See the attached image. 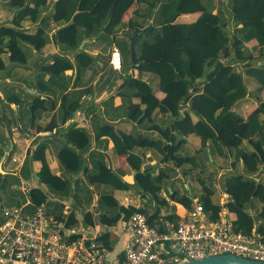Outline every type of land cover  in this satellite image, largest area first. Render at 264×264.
<instances>
[{
	"label": "trees",
	"instance_id": "trees-1",
	"mask_svg": "<svg viewBox=\"0 0 264 264\" xmlns=\"http://www.w3.org/2000/svg\"><path fill=\"white\" fill-rule=\"evenodd\" d=\"M118 1L2 0L3 7L5 2L12 14L7 22H0V70L7 69L4 55L8 63L14 64V69L26 66L30 51H40L49 42L62 50L52 55L51 62L47 58L34 62L38 73L31 87L37 94L22 90V97L13 89L7 93V103L26 104L25 111L18 114L21 120L27 117L26 127H34L37 120L46 115L49 121L36 126L37 131H61L60 127L81 108L82 98L91 89V85L74 84L72 76L66 74L75 65L79 74L88 68L82 66L76 56L75 62L72 61L67 52L78 51L85 39L106 41L104 51L113 43L117 44L123 54L120 89L129 95L123 97L118 116L146 123L159 137L127 134L110 122L94 125L92 135L86 127L74 124L63 129L65 140L56 151L62 167L71 174L83 171L89 184L103 183L127 189L129 184L110 170L102 154L89 152L98 158L93 170L84 166V154L90 151L94 141L109 136L114 141L116 155L128 154L127 161L135 170L136 182L160 204H166L167 199L159 197V192L170 180L171 168L162 167L153 175L151 166L147 165L141 171L145 155L132 151L136 147L156 150L162 163L172 162L181 168L189 165L186 173L199 168L193 178L200 187V194L194 196L176 190L170 198L186 208L198 200L209 217L216 220L222 206L212 199L214 177L203 175L198 155V151L210 146L211 153L216 150L220 156L231 155L230 161L220 164V168H231L224 176L222 188L228 195L224 204L235 229L251 234L255 220L256 233L264 243V0H230L226 13L220 6L214 12L217 5L209 9L205 0H135L138 6L127 22L122 21V12L115 9ZM27 19L30 26L25 24ZM72 20L74 22L69 24ZM255 51L258 54L253 55ZM93 59L96 61L95 57ZM133 68H138L139 75L129 73ZM145 71L157 76L155 88L143 77ZM113 82L116 83V79ZM244 99H250L253 107L242 115L234 108ZM110 102V98L104 100V106ZM86 109L93 112L95 124L100 116L94 113L92 106ZM159 117H169V120L161 123ZM189 135L196 136L200 146L196 154L182 155L179 151ZM48 147V142L43 141L28 149L21 169L23 176H31L30 162L38 160L41 162L36 173L39 183L52 193L68 196L71 180L51 168ZM8 180L4 178V187ZM146 181L149 182L147 188ZM40 184L30 189L31 203L26 207L29 211L49 202L50 193ZM99 201L109 209L100 214V221L106 224L118 222L120 212L124 219L134 212H142L149 224L158 226L161 231H165L166 219L179 220L175 213L162 215L158 206L151 211L146 207L120 205L109 190L101 192ZM55 215L66 219L68 226L71 224L73 214L68 219L63 212ZM85 216L92 213L88 211ZM96 239L107 249L111 248L109 234Z\"/></svg>",
	"mask_w": 264,
	"mask_h": 264
},
{
	"label": "crops",
	"instance_id": "crops-1",
	"mask_svg": "<svg viewBox=\"0 0 264 264\" xmlns=\"http://www.w3.org/2000/svg\"><path fill=\"white\" fill-rule=\"evenodd\" d=\"M1 1L2 0H0V22H7L8 19H10L12 12L5 6V2L3 7ZM137 6L138 5L135 0H119L115 5V9L122 12V21L127 22ZM217 9L218 6H216L214 12H216ZM25 24L26 26L31 25L28 19ZM105 44L106 41L101 39H85L82 41L78 51L67 52L72 61L75 62L76 56L79 63L88 68L84 73L82 72L79 74V69L75 65L74 69L67 70L66 74L72 76L74 84L79 82L85 87L87 85H91V89L90 93L84 95L82 98L81 108L76 110L73 117L69 118L66 123L60 127L61 131L59 132L56 130L52 132L37 131L36 126L39 124L45 125L49 121L50 117L46 115L39 118L34 127H26L25 124H28L27 117L23 116L22 121L21 117L18 115L21 111H25L27 107L26 104L23 106L14 103L8 104L6 96L8 92L10 93V91L14 89L16 93L24 97V95L18 91L17 87L23 88V91L28 93L32 92L26 91L25 88L33 90L35 93L32 94H37L36 89L31 87L35 82L36 75L38 73L34 62L39 58H47L48 61L51 62L53 60V54L62 52L60 46L53 42H49L40 51L31 50L29 63L24 67L18 66L14 69H12L14 64L8 63L7 57L4 55V59L7 61L8 65L6 70H0V216H4L2 210L5 205L22 206L29 201L31 203L29 193L26 194L22 190L21 186L20 190L22 195L20 196H18L19 192L16 193L11 191L12 187H4V178L6 177L8 179V175L29 180L34 177V171L37 173L41 167V162L38 160L30 162L32 177H24L21 171L27 156V151L29 148H35L40 142L47 141L49 144L47 158L51 164V168L58 174L64 175L71 180L72 189L70 194L68 196H60L52 193L47 186L40 184L39 180L35 181L32 179L30 181L26 180V182L30 183L32 187L33 185L40 184L44 190L50 193L49 202L45 204V206L47 211L51 214L63 212L66 214L67 219L70 214H73V216H71V224H69L68 228L75 232L76 235L97 240V237L105 233L109 234L111 248L107 249L106 261L108 264H119L124 260L125 248L127 245V234L121 226L124 216L123 213L120 212L119 220L114 224H106L100 221V214L109 211V209H107L106 206L99 201L101 192L109 190V192H111L118 200L119 204L123 206H135L140 208L146 207L150 208L151 211L158 206L162 215L165 216L175 213L178 216V214H181L186 210V207L179 202L173 201L170 198V194L176 190L180 193H184L181 182L186 181L189 174L192 175L193 173H196L199 168L186 173L190 167L189 165H184L183 169L181 167L174 166L172 162L162 163L160 162V154L156 150L144 147L134 148V150H132L134 153L145 155V161L142 164L141 171H143L147 165L151 166L150 173L153 175L158 173L162 167L169 166V168H171L172 172L170 180L164 183L161 191L159 192V197L166 198L167 203L160 204L151 192L136 182L135 170L127 161L128 154L125 153L116 155L114 150V141L109 136L104 135L100 138L101 141H94L90 151L84 154V166H88L93 170L95 160L98 158L97 155H89V152L96 151L99 155L102 154L110 170L117 174L123 182L129 184L127 189H117L114 186L103 183L89 184L83 171L79 174H71L62 167L56 157V151L57 148L62 146L65 140L63 129H66L74 124L86 127L92 135L95 134L94 125L98 126L99 122H110L114 124L118 130L127 134H145L155 138L159 137L157 132L148 129L146 123L140 124L128 119L124 115L118 116V107L122 104L123 97H129V95L125 94L120 89V81L122 80V74L124 73V69L122 68L123 62L122 67L119 70L113 69L110 64L111 52L113 48L118 47V45L113 43L112 46L108 47L107 50L104 51L103 47ZM94 57L96 58V61H94ZM129 73L137 76L139 75V70L138 68H133L129 70ZM142 75L146 80L151 82L153 88L157 86L158 79L154 73L151 71H145ZM93 76L94 78L92 79ZM114 79H116V83L113 82ZM42 97H44V95ZM109 98L112 99V102L105 107L103 101L106 99L108 100ZM29 100L30 98L28 97V101ZM90 106L93 107L94 113L100 116L99 120L97 117V122H95V124L92 122L93 112L86 109ZM252 107V101L250 99H244L238 102L234 109L239 114L245 115L248 114ZM167 120H169V117L158 118V121L161 123H165ZM199 146V139L196 136L189 135L187 137V142L182 145L179 152L181 153L183 151L184 154L189 152L196 154V150ZM198 155L199 159L203 157L204 160L209 156L210 160H218L217 162H219V164H221V161L225 164L231 159V155L228 157L220 156L216 150L211 153L210 146L198 151ZM224 170L227 172L230 171L231 168H221L219 176L222 172H224ZM262 170L264 171V166H262ZM213 180L217 181L218 178ZM144 184L145 187L146 185L149 186L148 181ZM17 189H19V186ZM214 195L217 196V193L215 192ZM89 196L91 199H89ZM223 197L224 198L218 202L221 206H223L222 204L227 201L228 197L224 191ZM29 204H27L26 207ZM257 204L260 206L259 202H257ZM173 207H175V210L172 209ZM88 211L92 213V216H85ZM257 225L258 223L253 220V233H256Z\"/></svg>",
	"mask_w": 264,
	"mask_h": 264
},
{
	"label": "built area",
	"instance_id": "built-area-1",
	"mask_svg": "<svg viewBox=\"0 0 264 264\" xmlns=\"http://www.w3.org/2000/svg\"><path fill=\"white\" fill-rule=\"evenodd\" d=\"M118 47L111 52L110 64L121 69ZM28 194L32 185L22 183ZM3 207L0 224V264H108L107 248L102 242L77 236L66 219L47 211L45 204L33 211L26 205ZM220 217L211 219L198 200L178 214L177 222L166 219L165 231L149 224L146 214L134 212L122 220L127 234L124 260L119 264H179L183 260L234 253L264 260V243L257 233L245 234L235 229L230 212L223 203Z\"/></svg>",
	"mask_w": 264,
	"mask_h": 264
},
{
	"label": "rangeland",
	"instance_id": "rangeland-1",
	"mask_svg": "<svg viewBox=\"0 0 264 264\" xmlns=\"http://www.w3.org/2000/svg\"><path fill=\"white\" fill-rule=\"evenodd\" d=\"M205 3L207 4V7L209 9H212L216 5L220 6L224 10V13H226L230 9V0H220V1H218V0H205ZM182 20H186V19L182 18ZM227 28H229V27H227ZM254 54H258V52L255 51L253 53V55ZM254 85H255L254 82H252L251 83V87H253ZM17 89H18L19 92L24 90L23 88H19V87H17ZM181 153H182V155H185L183 151ZM189 154H193V153L189 152ZM213 157L216 158L215 156H213ZM217 161L218 160H215V159L212 161V160L208 159L207 157L204 160L203 157H201V160H200L201 167H200V169L203 167L202 168L203 169V175H205L207 177L208 176L214 177V178H212V180L218 178L217 181L213 180V185H214V188H215V192L217 193V196H215V195L213 196V200L218 203L219 201L222 200V198H224L223 197L222 183H223L224 176L226 175L227 172H225V170H224V172H222L220 174V176H219L221 168H220L219 162H217ZM221 164H223V161H221ZM192 175L194 177L195 173H193ZM192 175L189 174V176L186 179V181H182L181 182V185L183 186L184 191H187V193H189L190 195L198 196L200 194V187L196 183L195 179L193 180ZM33 176L34 177H32V174H31L32 178L30 180L34 179L35 181H38V177H37L36 171H34ZM8 179L9 180L6 183L7 184L6 186L12 187L11 191H14L16 193L19 192L18 196L22 195V192L20 190V186L22 185V183L26 182V180L30 181L29 179L18 178L16 176L9 177ZM18 186H19V189H17ZM5 206H10V205H5ZM257 206H258V204H257ZM258 207H260V206H258ZM3 219H4V216H0V222Z\"/></svg>",
	"mask_w": 264,
	"mask_h": 264
},
{
	"label": "water",
	"instance_id": "water-1",
	"mask_svg": "<svg viewBox=\"0 0 264 264\" xmlns=\"http://www.w3.org/2000/svg\"><path fill=\"white\" fill-rule=\"evenodd\" d=\"M72 20L69 24L73 23ZM131 59L134 62V45H132ZM26 91L35 93L33 90ZM179 264H264V260L252 259L245 256H240L234 253H223L216 255L205 256L201 259L183 260Z\"/></svg>",
	"mask_w": 264,
	"mask_h": 264
}]
</instances>
